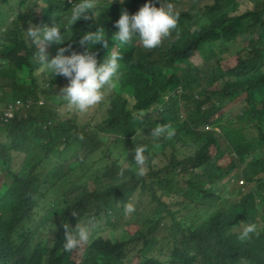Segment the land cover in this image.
I'll use <instances>...</instances> for the list:
<instances>
[{
    "label": "trees",
    "instance_id": "1",
    "mask_svg": "<svg viewBox=\"0 0 264 264\" xmlns=\"http://www.w3.org/2000/svg\"><path fill=\"white\" fill-rule=\"evenodd\" d=\"M109 1L95 0L89 19L67 27L69 0H0V113L13 112L0 119V264H146L144 250L164 254L152 264H264V0L176 9L160 45L144 49L134 38L118 51L107 107L68 110L52 84L67 80L40 66L26 30L66 26L67 38L44 46L46 60L65 45L81 51L84 31H106L121 9L145 2ZM192 15L205 20L190 28ZM90 50L98 63L108 55L99 42ZM231 93L246 94L236 116L245 122L220 177L208 156L213 131L198 129L220 126L213 115L225 106L214 95ZM157 123L173 135L153 136ZM137 145L146 150L143 176L134 171ZM126 203L135 207L127 217ZM78 221L95 225L89 242L65 252L64 224ZM250 223L256 231L242 238Z\"/></svg>",
    "mask_w": 264,
    "mask_h": 264
},
{
    "label": "clouds",
    "instance_id": "2",
    "mask_svg": "<svg viewBox=\"0 0 264 264\" xmlns=\"http://www.w3.org/2000/svg\"><path fill=\"white\" fill-rule=\"evenodd\" d=\"M109 0H105V2ZM70 13L68 14L69 27L77 18L89 19L92 16V10L96 7L95 0H76L73 3ZM123 3V0H120ZM180 13L176 10L170 0H159V6L153 3V0H145V2L138 8L137 11L129 13L125 9H121L119 18L114 21V26H110L108 30H101L96 28L93 30L84 31L79 38L81 51L72 50L71 45H65L56 49L55 55L51 59H45L44 46L47 43L60 44L66 36V26L58 23H51V25L30 26L26 30V35L31 42L37 46V61L40 66L48 72L50 76H62L67 80V84L52 83L53 89L57 90L60 100H63L62 106L68 110H74L78 113H86L90 108L103 104L108 106L106 100L107 90L106 85L110 86L113 77L116 75L121 59L118 52L123 46L129 45L134 38H138L141 46L144 49H152L161 44L164 37L168 36L170 30L174 29L177 24V19ZM61 28L64 29L61 32ZM107 49V56L101 62H97V55L95 51H91V47L98 43ZM45 85H50V82L45 80ZM216 100L223 106V111H216L214 118L219 119L220 126H213L207 128H199L198 130H211L216 140L215 143H209V160L214 161L215 167L213 170L222 176L224 172V165H226L230 158L228 154H233L235 147L240 144L237 138V131L239 129V122L243 120H236V116L241 113V109L246 104V94L242 93L238 96L230 95H214ZM252 104H256L259 96L256 93L251 95ZM204 109V104L201 105ZM57 109V106L56 108ZM234 109V110H233ZM186 107H182L181 113H186ZM232 112V114H230ZM6 113H9L7 115ZM144 112L136 111L133 115L141 119ZM13 116V112L5 110L0 113V119L3 122ZM225 126L228 129H225ZM231 127V128H229ZM237 127V129H236ZM152 135L160 137L161 135L172 136L173 131L169 130L168 125L157 123L152 128ZM82 138V137H81ZM186 141L189 139L185 138ZM145 147L137 145L134 149L133 160L135 162V173L139 176L145 174ZM234 155V154H233ZM99 162V156L96 158ZM247 160V157L245 158ZM74 166L80 168L78 159L74 160ZM96 164L93 166V168ZM203 166L196 168L199 173L202 172ZM216 173V175H217ZM218 176V175H217ZM240 184L243 182L240 180ZM182 197V196H181ZM135 207L133 203H126L123 207L124 215L134 212ZM73 216L77 212L73 210ZM95 225L89 223L81 224L79 221L74 227L64 224L65 238L63 240V250L71 252L79 248L83 243L89 242L90 233ZM256 231L254 224H248L243 229L242 238L248 237L249 234ZM110 234V232H109ZM146 264H152L155 261L163 260L164 254L155 253V251H145Z\"/></svg>",
    "mask_w": 264,
    "mask_h": 264
},
{
    "label": "rangeland",
    "instance_id": "3",
    "mask_svg": "<svg viewBox=\"0 0 264 264\" xmlns=\"http://www.w3.org/2000/svg\"><path fill=\"white\" fill-rule=\"evenodd\" d=\"M156 1V3L159 5V0H155ZM253 2H257L258 0H252ZM170 2L171 3H173V5H174V7L176 8V9H188V10H192V9H194V8H198V10L199 9H201V7L204 5V0H170ZM244 7H245V4H243V5H241L240 6V9L239 10H243L244 9ZM201 12H199L198 13V15L200 14ZM197 15V16H198ZM193 17H192V19H193V24L191 25V27L190 28H194L195 26H198V25H200V24H202V20H205V19H201V18H199V19H197L196 17L197 16H194V15H192ZM196 19V20H195ZM195 20V21H194ZM237 46H233V47H230L229 49H235ZM0 91H2V88L0 87ZM49 97V99L50 100H54L55 99V97L52 95H50V96H48ZM56 108V107H55ZM234 110V109H233ZM230 114H232V112H230ZM239 125H241V126H243L244 125V122H239L238 123ZM207 127H212L211 125H205L204 126V128H207ZM229 128H231V127H229ZM225 129H228L226 126H225ZM236 129H237V127H236ZM234 133H237V138L240 140V142H241V138H242V133H241V131H237V132H235L234 131ZM255 134H254V131H250L249 130V137H253ZM153 151H157L158 149H157V147H153V149H152ZM157 163V165H159L160 164V162H156ZM97 167V163H96V166L94 167V168H96ZM219 178V177H218ZM241 179H243V177H240V178H238V180H237V184H239V185H243V184H240L239 183V181L241 180ZM3 182L5 183V184H8L9 182H10V178L8 177V176H5V177H3ZM218 182V180L216 181V180H213V177H211L210 176V181H209V184H216ZM244 184H245V182H244ZM127 217V216H126ZM247 225L248 224H242V226H243V228H245V227H247ZM108 234V233H107ZM111 236H114V230L113 231H111Z\"/></svg>",
    "mask_w": 264,
    "mask_h": 264
},
{
    "label": "built area",
    "instance_id": "4",
    "mask_svg": "<svg viewBox=\"0 0 264 264\" xmlns=\"http://www.w3.org/2000/svg\"><path fill=\"white\" fill-rule=\"evenodd\" d=\"M7 115H9V113H6Z\"/></svg>",
    "mask_w": 264,
    "mask_h": 264
}]
</instances>
